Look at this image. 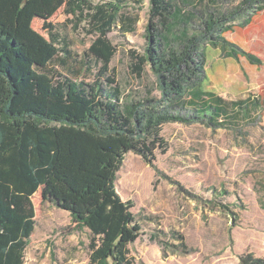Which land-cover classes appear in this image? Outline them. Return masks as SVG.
<instances>
[{"label":"trees","instance_id":"1","mask_svg":"<svg viewBox=\"0 0 264 264\" xmlns=\"http://www.w3.org/2000/svg\"><path fill=\"white\" fill-rule=\"evenodd\" d=\"M219 1L205 3L206 10ZM61 9L76 19L75 27L87 20V32L95 36L83 56L51 23ZM121 11L117 3L88 0H0V264H25L36 228L32 199L39 190L43 201L68 212L78 229L89 230V264H110L114 253L115 264H133L128 244L120 242L136 220L134 202L117 190L126 156L133 152L155 168L157 151H169L162 136L165 125L231 129L249 107L261 105L253 100L234 110L223 104L188 108L186 100L204 82L206 45L236 61L263 64L225 34L239 20L248 23L264 11V0L208 11L198 29L189 24L195 15L186 17L176 0H150L146 45L133 71L141 77L149 67L160 97L152 91L142 98L126 94L110 73L117 49L108 35L119 20L127 33L138 22V17L122 19ZM36 19L48 38L33 28ZM177 23L187 28L173 37ZM157 239L164 249L186 248L174 232L171 241ZM239 260L264 264L250 252Z\"/></svg>","mask_w":264,"mask_h":264},{"label":"rangeland","instance_id":"2","mask_svg":"<svg viewBox=\"0 0 264 264\" xmlns=\"http://www.w3.org/2000/svg\"><path fill=\"white\" fill-rule=\"evenodd\" d=\"M88 1L93 5L117 3L122 19L138 17L133 33H127L124 20H119L108 35L117 49L109 70L126 94L142 98L152 91L160 97L149 67L141 77L133 71L136 55H143L146 45L150 0ZM209 1L176 0L186 17L195 15L189 24L196 29L203 26L208 11L234 10L242 2L220 0L206 10ZM51 23L79 55L95 39L87 32V20L75 27L76 19L64 9ZM33 28L48 38L40 19ZM185 28L177 23L173 37ZM225 37L263 64L252 65L244 58L236 61L211 45L204 46V82L189 93L187 107L223 104L234 110L253 100L261 105L249 107L231 122V129H213L202 123L165 125L162 136L169 151H157L155 168L133 152L126 156L117 190L125 201L134 202L136 220L120 242L128 244L133 264H239V256L246 252L264 259V11L254 13L248 23L239 20ZM32 200L36 228L25 264H89V230L78 229L68 212L43 201L41 190ZM172 232L183 237L185 249H164L158 239L153 241L155 235L171 241ZM109 263L115 264V253Z\"/></svg>","mask_w":264,"mask_h":264}]
</instances>
